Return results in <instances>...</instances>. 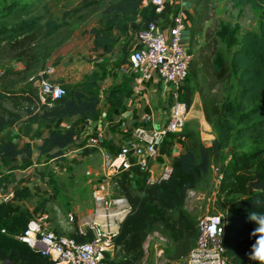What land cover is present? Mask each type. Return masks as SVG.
<instances>
[{
    "label": "trees",
    "instance_id": "16d2710c",
    "mask_svg": "<svg viewBox=\"0 0 264 264\" xmlns=\"http://www.w3.org/2000/svg\"><path fill=\"white\" fill-rule=\"evenodd\" d=\"M142 1L119 0L118 10L129 15L131 20L116 28L125 29L129 25L135 36L150 23L176 11L172 6L166 5L161 13H156L153 6L142 8ZM231 1L236 7L249 6L261 11L258 32L243 33L228 61H221L214 40H211L210 45L200 47L198 55L204 66L203 72L208 76L203 78V82L208 84V79L217 82L233 79L236 86L235 97L230 99L226 95L218 100L211 94V89H199L204 119L211 127L214 139L207 147L198 132L190 130L183 134L186 140L185 150L171 159L172 173L167 180L148 185L147 173L137 168L113 178L116 189L126 199L130 209L113 237V258H106L104 264H138L145 256L144 243L147 236L155 229L172 243V260L184 259L196 238L198 223L186 210V199L189 192H196L203 184L210 182L214 168H218L221 174L217 194L219 198L226 200L223 209V245L226 255L233 264H257L248 258L256 239L250 236L256 225L248 220V216L253 213L264 214V0ZM206 6L207 3L204 7ZM199 19V23L203 24L205 17ZM117 24L112 18L106 23L112 27ZM44 28L55 32L58 25L52 20L42 23L33 15V8L29 5L10 6L0 19V38L5 37L12 49L21 48L19 56L25 57L26 68L29 70L33 61L25 56L22 47L33 43ZM99 34L94 39V48L105 47L106 53H110L114 38L107 28ZM209 38L210 34H207L206 39ZM209 47L210 56L214 58L212 61L210 57L204 56ZM197 67L198 63L193 61L189 76L195 78ZM102 73L93 72L82 83L64 88L65 95L55 101L52 108L37 118L30 116L29 122L50 126L47 136L37 147L39 155L45 158L44 161L63 157V153L73 145L81 132L74 126L67 129L55 127L57 121L73 117H79L86 123L98 120L99 88L96 82L101 79ZM131 76L135 77L133 74ZM37 91L33 85L17 92L0 91V134L21 117L5 108L4 100H10L15 109L21 105L28 106L32 104L33 98L38 100ZM129 91V86H121L104 94L103 98L110 103V116L119 113L118 105L123 98L129 96ZM230 91L231 88H228L227 92ZM25 92L28 96H22ZM192 96L193 92L184 86L180 99L188 107ZM249 145L253 147L251 150L246 149ZM113 148L112 144L106 145L111 155L116 153ZM94 150L96 148L82 150L79 154L89 156ZM32 153L31 148H19L10 140L0 144V162L6 167L18 156L27 157L29 160L25 162L27 166L31 165ZM216 164L221 166L216 167ZM29 196L28 187L21 189L16 195L20 199ZM30 220V216L21 208L0 202V264H54L39 251L20 241L19 237ZM76 229L75 227L67 237L78 242L92 238L89 230L81 236L76 234Z\"/></svg>",
    "mask_w": 264,
    "mask_h": 264
},
{
    "label": "rangeland",
    "instance_id": "374dc122",
    "mask_svg": "<svg viewBox=\"0 0 264 264\" xmlns=\"http://www.w3.org/2000/svg\"><path fill=\"white\" fill-rule=\"evenodd\" d=\"M185 1L189 9L187 15L188 34L185 37L187 41L185 46L193 53V61L198 63L195 78L190 75L185 83V87L193 92L190 108L191 111H194L201 107L200 88L211 89V94L218 100L223 99L226 95L230 99H234L236 93L233 79H225L220 82L208 79V84L203 82V78L208 76L203 72L204 66L198 55L199 48L210 45L211 40H214L221 61H228L231 53L237 48L243 33L247 31L258 32L261 11L249 6L236 7L231 0ZM118 3L119 0L0 1V19L10 6L29 5L33 8V15L39 18L42 23L52 20L58 25L55 32H50L44 28L33 43L22 47L25 56L33 61L29 70L26 68L25 57L19 56L21 48L12 49L7 44L8 40L5 37L0 38V91L17 92L24 88L22 84L24 79H30L29 84L34 81L47 80L50 71L51 74L56 73L64 78H68L73 72L83 76L86 68L91 66L94 61H99L100 58V54L93 48V36L108 27L106 23L109 18L118 22L114 27H108V32L111 33L116 27H122L123 22H130L131 20L129 15L118 10ZM170 15L163 18V25L161 26L168 23ZM199 17H205L203 24L199 23ZM207 34H210L209 39H206ZM133 37L135 39V36ZM210 49L209 47L205 51L204 56L210 57V61H212L214 58L212 55L210 56ZM49 82L54 84L50 80ZM160 85L164 89L167 88L163 84ZM228 88H231L230 92H227ZM158 91L163 93L161 88ZM166 97L167 104L169 101L168 93ZM32 100L31 105H21L16 109L8 99L4 100L3 103L5 108L25 119H29L30 116L37 118L52 108V105H46L48 107L45 108L36 98ZM201 126L208 128L205 119L200 115L199 120L195 119L192 123L186 122L178 136H182L190 130L198 132L196 128ZM22 134L31 138V133L27 129ZM252 148L249 145L246 149L251 150ZM74 155L76 158L74 156L70 160L58 157L53 161H46L45 163L42 161L37 167L38 171L34 173L35 176L28 182L30 186L22 180L14 181L10 171L17 166L10 165L4 168L0 162V194L3 203L21 208L30 216V219H40L46 229L58 237L69 236L76 227L77 221H82L91 214L93 210L91 180L92 178H101L105 172L102 156L97 150L92 151L89 156ZM216 165V167L221 166L220 164ZM26 166V162H21L18 168L24 169ZM4 171L6 172L3 173ZM87 172L91 173V177L86 175ZM26 187L30 190L29 198H17L18 192ZM217 191L216 173L213 172L212 179L208 184H203L198 191L188 194L185 204L186 210L197 221L212 214L223 216L226 200L219 198ZM112 192H110L112 197L120 195V192L115 188ZM70 215L73 216V221L69 220ZM144 250L145 256L138 264L184 263V259L172 260L173 245L157 229L148 234L144 243ZM113 255L114 251L108 254L107 259L113 258Z\"/></svg>",
    "mask_w": 264,
    "mask_h": 264
},
{
    "label": "built area",
    "instance_id": "2783aa9c",
    "mask_svg": "<svg viewBox=\"0 0 264 264\" xmlns=\"http://www.w3.org/2000/svg\"><path fill=\"white\" fill-rule=\"evenodd\" d=\"M166 5L172 6L175 13L170 15L166 25L161 26L163 19H160L135 35L123 69L124 74L135 75L133 91L136 95L141 94L145 90L144 86L153 82L154 78L167 87L169 101L165 122L156 126L152 113L143 114L127 138L116 143L114 155L100 149L104 138L101 129L95 130L87 140L77 144L75 150L69 149L63 153V158L70 160L82 150L96 148L102 156L105 172L101 178L91 180V214L76 223V234L84 236L87 230L91 232L89 241L78 242L73 238L58 237L46 229L40 219H31L19 237L20 241L39 251L54 264H104L107 255L114 251L113 237L130 209L122 195L112 197V190L116 189L114 177L137 168L147 173L146 183L152 185L167 180L172 173L170 159L160 163L158 172L153 164L160 158L167 137L181 133L188 120L190 107L180 96L189 77L194 55L185 46L189 13L185 0H143L141 7L153 6L156 13H161ZM64 95L62 86L49 81L40 83L37 94L40 103L49 106ZM213 172L219 182L221 174L218 168H214ZM86 175L91 177L90 172ZM69 220L73 221V216L70 215ZM224 234L222 215L212 214L200 219L196 238L183 264H233L226 255Z\"/></svg>",
    "mask_w": 264,
    "mask_h": 264
},
{
    "label": "crops",
    "instance_id": "0c3cea01",
    "mask_svg": "<svg viewBox=\"0 0 264 264\" xmlns=\"http://www.w3.org/2000/svg\"><path fill=\"white\" fill-rule=\"evenodd\" d=\"M99 33L92 38L93 48L94 39L96 36H100ZM111 36L114 38L112 42L113 46L111 52L106 53L105 47L94 48V50H96L97 53L100 54L99 61H94L91 66H88L83 76L81 74H77V72H73L72 75L68 76V78H64L63 76L57 75L56 73L51 74L50 71L48 73L49 76L47 77V80H39L38 82L34 81L31 84L28 83L30 79L22 80L24 88H26L28 85H33L38 90L40 83L49 80L56 85L68 88L70 86H75L82 83L85 78L91 75L93 72H103L100 75L101 79L96 82L99 88L98 120L94 122L88 121V123H86L79 117H73L69 120L57 121L55 124V127H60L63 129L74 126L78 131H81L73 145L70 146V150H75L77 144L87 140L89 138V135L93 134V132L97 129H101L104 132V138L101 140L99 146L100 149L108 152V150L106 149V145L112 144L114 146L113 149L116 150V143L119 142V140H121L122 138H127L130 130L139 124L140 117L143 114L152 113L156 126H161L165 122V119L167 117L168 108L166 104V95L168 93V89H164L163 86L160 85L154 78L153 82H148L146 86H144L145 90L141 94L136 95L133 91L134 78H132L131 74L126 75L123 72V69L126 66L127 56L131 52L132 45L135 40L129 25L125 29L119 30L118 28H116L112 30ZM121 86H129V96L123 98L118 105L119 113L110 116V103L106 100V98H103V96L109 90L120 88ZM159 88L162 89L163 93H160L158 91ZM22 96H28L27 92L22 93ZM123 107L124 109H122ZM200 109L191 111L190 108L187 122L192 123V121H194L195 119L199 120L200 115L204 118L202 106L200 107ZM28 120L29 119L27 118L25 119L23 117H20V119L15 121L12 126L6 128L0 134V144L10 140L13 143L17 144L19 148L25 146L33 150L31 165L24 167V169L18 168V165H20L21 162L28 161L29 159L27 157L18 156L11 161L12 163H10V165L12 166H17L14 170L10 171L13 174L12 176L14 178V181L22 180L23 182H26L28 186H30V183L28 182L31 181L32 177L35 176V171H38L37 167L40 166L42 161L45 160L43 156L39 155L37 147L41 144V140L47 136L50 126H40L37 125L38 123L29 122ZM25 129H27V131L31 133V138L22 134ZM196 130L199 132V137L202 142L207 147H209L212 140L214 139V134L211 127L209 125L208 128L201 126L196 128ZM185 147L186 140L183 136H178V134L168 136L162 145L160 158H158L157 161L153 164V168L155 169V171H159L160 163L163 162L164 159L171 160L172 158L179 156L184 152ZM97 151L99 152V150ZM13 161L15 162L13 163ZM45 162L46 161H44V163ZM4 168L7 167L4 166ZM35 168H37V170H35ZM5 172L6 171H4L3 173ZM0 202H2V198Z\"/></svg>",
    "mask_w": 264,
    "mask_h": 264
},
{
    "label": "clouds",
    "instance_id": "9594fccd",
    "mask_svg": "<svg viewBox=\"0 0 264 264\" xmlns=\"http://www.w3.org/2000/svg\"><path fill=\"white\" fill-rule=\"evenodd\" d=\"M248 220L256 225L250 232V236L256 239L251 246L248 258L257 264H264V214L253 213L248 216Z\"/></svg>",
    "mask_w": 264,
    "mask_h": 264
}]
</instances>
